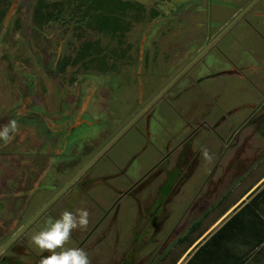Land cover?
Segmentation results:
<instances>
[{
  "label": "rangeland",
  "instance_id": "374dc122",
  "mask_svg": "<svg viewBox=\"0 0 264 264\" xmlns=\"http://www.w3.org/2000/svg\"><path fill=\"white\" fill-rule=\"evenodd\" d=\"M116 1L120 7L114 11L115 24L106 26L99 22L101 17L98 12L101 9L92 8L96 3L89 6L88 0H41L39 6L36 5L37 0H0V126L11 120L18 122V131L13 139L8 144L0 140V187H3L2 182L7 181L6 174L8 176L11 173L10 179H13L23 167L24 159L18 154L21 150L30 152L29 160L33 159L31 155L35 151L41 150L37 153V165L32 164V169V165H28L29 174L40 170L44 172L50 166L52 157L49 155L51 152L56 154L55 144L60 148L63 145L59 137L61 131H55L58 124H62L61 121L65 124L70 120L76 125L83 120L70 133L74 141V154L83 153L87 146L91 147L96 141L106 139L121 119L125 120L166 78L170 79L177 73L181 58L190 48L188 45L194 44L195 49L200 43L198 41L203 39L202 35L212 32L211 40L221 30L170 88L155 97L148 108L149 115L142 113L130 121L122 132L97 153L92 162L91 168L113 174L116 169L109 158L115 159V164L122 166L123 187L127 186L162 156L165 141L169 138L176 141L183 136L179 132L181 116L184 117V109L189 104L187 101L194 100L199 94L185 98L178 90L197 82L196 88L208 91L206 93L213 100L216 110L211 104L205 103L204 93H200V99L195 101V110L200 107L211 108L215 110L211 119L223 114L224 121L215 128L209 127L208 131L204 129L206 127L200 128L193 145L199 144L200 149L206 147L214 157H219L214 164H208L203 160L200 150L194 171L177 188L171 201L166 203L170 212L164 222L150 227V232L158 230L147 244V247H153L150 250L154 251L149 257L151 259L148 260L145 251H140L131 263L151 264L161 254L159 250L170 246L164 260L158 262L169 264L173 256L178 258L181 255L183 247L182 243L172 242L200 215L201 208L204 210L209 207L227 192L221 203L203 217L198 229L210 222L224 204L242 193L264 171V134L251 131L250 141L246 139V143L240 144L238 141L230 142L227 152L219 155L216 153L217 148L225 146L216 141L214 134L221 130L224 132L230 123L239 122L251 111L242 105L247 102L254 105L264 98L263 93L256 89L263 86L259 77L264 74V67L260 65V60L264 62V0H204L205 5L192 4L198 6L196 13L202 14L198 27L195 25L198 17L193 15L194 11L189 6L178 10L183 0ZM127 1L141 3L138 19H134L136 17L129 14L127 8L122 10L128 7L125 5ZM196 30L200 31L201 37L199 32L196 34ZM127 45L129 49H126ZM85 48L95 49L103 55L107 53L101 59L103 70L101 66L96 67L93 60L88 70H82L81 62L88 58L82 55ZM154 54L165 61L164 66L161 62L146 66V60L150 56L154 59ZM98 57L95 54L91 59ZM95 61L98 63V60ZM245 65L247 68L243 70V77L216 73L231 66L241 68ZM139 94L141 100L138 101ZM235 106L236 110H231ZM145 121L150 137L143 142L146 135L142 131ZM61 135H64L63 131ZM205 135L207 138L204 142L200 141ZM7 151L9 154H6ZM42 156L48 164L40 166ZM29 160L27 163H31ZM212 168L215 170L209 172ZM216 177L220 181L215 180ZM107 180L110 181L108 184H113L119 178L112 176ZM157 181L155 179L153 185L140 192L139 199L146 194L147 189L154 191ZM212 183L218 185L214 191L207 189ZM200 184L202 186L198 188ZM98 185L103 207H107L115 200L116 191L102 180ZM63 193L65 195L67 189ZM158 200H153L150 209H159L162 200ZM57 201L32 221L29 232L34 227L38 232L47 227V214L53 207L55 211L50 217L59 218L63 209L75 212L79 208H86L91 223L99 214L94 202L84 200L83 196L71 205L66 206L64 203L63 207L61 203L67 202L66 197ZM194 201H197L198 208H191ZM120 203L122 207L117 211V221L111 222L112 227L105 233L103 245L107 249L103 254H106V264L120 262V254L132 241L134 228L145 225L144 221L139 222L137 219V204L134 200L123 196ZM139 213L142 215L141 209ZM113 230L117 235L115 239ZM73 242L71 237L68 245L71 246ZM125 253H130V249ZM88 256L96 262L102 260L97 248L88 252Z\"/></svg>",
  "mask_w": 264,
  "mask_h": 264
},
{
  "label": "flooded vegetation",
  "instance_id": "af4514ba",
  "mask_svg": "<svg viewBox=\"0 0 264 264\" xmlns=\"http://www.w3.org/2000/svg\"><path fill=\"white\" fill-rule=\"evenodd\" d=\"M202 1L204 0H183L180 3L181 7L178 8V10H182L181 8H186L189 6L191 10L194 11L193 15L198 17V19L195 20L196 27H198L200 23L202 14L196 13L198 6L196 7L194 5H200V3L205 5L206 1ZM192 4L194 5L192 6ZM220 31L214 35L212 39H214L220 33ZM198 32L200 33L199 30H196V34H198ZM202 36L203 39L201 38V40L198 41L201 44L198 43L195 49H193L194 44L188 45L190 48L189 50H186V54L183 55V58H181L182 60L178 68L179 70L177 69V73L175 72L176 74L170 78L172 80L161 91H165L166 89L170 88V85L174 82V80L186 68H188L193 63V60L197 57V55H199L201 51L208 47L212 42V39L210 40L212 32ZM202 43H204V45H202ZM158 62H161L162 66L165 65V61H161L159 56H155L154 54V59H152L151 56L148 57L146 60V66L149 63ZM260 62V65L264 67V62L261 60ZM166 64H169V62H166ZM89 65L87 67H89ZM99 66H101L103 70L102 65ZM246 68L247 65L241 68L237 66H231L230 69L218 70L216 73L221 75L226 73L232 77H243L245 76L243 70ZM99 70L101 71V69ZM259 78L261 79L263 86L260 85L256 87V89L259 90L260 93H263L264 97V74ZM168 79L169 78H166V80L161 83V85H159L149 97L143 100L142 103L138 104L137 108L132 113H130L125 120L121 119L118 124L115 125L117 128L106 139H103L102 141H96L91 147L87 146L86 150H83V153L80 151V153L74 154V148L72 146L74 141H72L70 136V133L74 127L82 123L83 120L81 119L82 121L78 122L76 125H74V122L70 120H67L65 124H63L64 122L61 121L62 124H58V126L55 128V131H61V133L62 131L64 132V135H61V133L59 135V137L62 138L63 145L60 148L58 144H55L56 154H53V152H51L52 150L47 151L51 152L49 155L52 157L51 164L45 168L44 172L40 170L42 174L40 172L29 174L27 171L30 169L27 168L28 165L29 167L32 164L37 165L39 160L37 153L41 152V150L35 151L33 155L30 154L33 156L34 163L33 159L29 160L28 158V154L30 152L28 153L25 150L23 152L22 150L21 152H18L19 157L24 159L22 160L23 167H21L16 176H13V179H10V176L12 175L11 173H8V176L6 174L5 179L7 178V181L2 182L3 187H0V264H39V261L44 256L50 255L48 252H42L32 242V236L38 232L35 227L31 230V232L28 231V229H30L32 226V221L36 219V217L41 214L48 206L56 203V200L59 202L63 200L64 197H66L67 202L61 203L63 207L64 203H66V206H68V204L71 205L81 196H83L84 200L94 202V204L98 207L99 214L95 216L96 218H94L91 223L88 224L87 229L74 230L72 233L74 242L71 246L66 245V247L83 248L87 253L97 248L99 254L104 257L106 254L103 253L107 249V247L103 245L105 233L109 231V228L112 227L110 225L111 222L117 221V211L120 207H122L120 198L126 196L131 198V201L134 200L136 202L137 219L139 222L141 220L144 221L145 225L142 227L137 225V228H134L132 241H130V245L128 244L129 246L127 245V248L125 249V252L127 249H130V253H121L120 262L116 264H131L134 258L140 254V251H145V254L148 256V260L151 259L149 257L150 255L154 254V251L152 252L150 250H153V247L149 248L147 247V244L152 241L154 234L158 230L156 231L154 229L152 232H150V227L153 226L152 224H162L164 222L167 214L170 212L169 208L165 206L166 203L171 201L172 195L177 192V188L182 184V182H184L192 174L198 163V155L201 149L199 144L196 146L193 145V139L200 128L206 127L204 129L208 131L209 127L215 128L216 126L220 125L224 121L222 116L223 114L218 116L216 115V117L211 119L212 112L216 110L214 108L215 105L212 102L213 100H211L208 93H206L208 92L206 89L196 88L195 85L197 82H192L189 85L183 87L181 90H178L179 94H184L185 98L199 94L196 95L194 100L187 101L189 104L184 109V117L181 116L182 123L179 125V132L183 136L176 141H173L172 138H169L168 141H165L162 156L148 165L144 174L140 176L138 175L135 179H132L127 186L123 187L121 176L122 166H117L115 164V159L109 158V162L113 164L116 169L113 174L91 167L97 153L106 147L120 132H122V130L128 125L130 121H134L136 118L140 117L142 113L145 114V116L149 115L148 108H150L155 97L160 95L161 91L156 96L155 94L170 80ZM182 90L184 92H181ZM139 92L141 94V89H139ZM200 93H204L203 100H205V103L211 104L215 110H212L211 108L204 109L203 107H200L199 110H195V101L200 99ZM140 94L138 95V101L141 100ZM216 96L217 93L215 94V97ZM242 106L247 108L248 111L251 109V111L239 122L230 123L224 132L221 130L214 133L216 141L224 144L225 146L222 149L217 148L216 153L218 155L220 153L224 154L227 152L226 148L230 142L238 141L240 144L246 143V139L250 141L249 139L252 136L250 134L251 131L258 133L259 135L261 133L264 134V98L254 105L247 102ZM236 108L237 106L233 107L231 110L235 111ZM142 131L146 134L144 135L145 138H143V142H146V140L149 139L147 137H150L148 136L150 133L148 132L149 130L146 121L145 128H143ZM115 132L116 134L114 135ZM56 137H58V134H56ZM205 138H207L206 135L200 141L204 142ZM154 146H156V144H154ZM234 151L235 148L231 151L232 155ZM6 154H9V151H7ZM218 157L219 156L215 157V160H217ZM229 158L230 156L228 159ZM258 158L260 160V157ZM28 160L31 163H27ZM129 161H131V159ZM42 164H48L43 156L41 157V163L39 165L41 166ZM17 165H19V161L17 162ZM249 167L250 166H248V169ZM32 168L33 165L31 166V169ZM224 169H226V167ZM214 170L215 169L212 168L209 172ZM112 176L119 178V181H115L113 184H108L110 181L107 179ZM155 179H158L155 190L153 191V189H150V192L149 189H147L146 194L140 198L142 201H140L138 194L142 192L147 186L149 187L150 185H153L152 182ZM216 179H218L217 181H220V178L216 177L215 180ZM100 180L104 181L110 189H114L117 194L115 200L107 207H103V199L99 193L98 184ZM27 182L29 183L27 184ZM201 186L202 184H200L198 188ZM217 187L218 185L212 183V185H210V187L207 189H213L214 191L217 189ZM64 189H67V193L65 195L63 193ZM159 198L162 200L160 202L159 209H150V206H153V200L155 201ZM145 200L147 201L146 203H144ZM204 200L206 201V198H204ZM140 203L142 206H140ZM196 206L197 208L199 207L197 205V201H194L191 205V208L195 209ZM209 207H206L205 209H208ZM139 209L142 210V215H140ZM205 209L203 210V208H201L199 214L201 215ZM54 211L55 207H53L48 212L47 217L49 220L51 219L54 221L55 219H58V217H50ZM64 211L65 210L63 209L59 216H61ZM200 215H198L196 218H198ZM113 232L115 239L117 235L115 230H113ZM144 237H146L145 241L143 240ZM165 248L166 247L162 248L159 250V252L163 253L166 250ZM103 249L105 250L102 252ZM111 249H115V247H112ZM102 256L101 262H96L94 258H89L91 264H106L107 259L106 257L102 258ZM145 264L148 263L146 262Z\"/></svg>",
  "mask_w": 264,
  "mask_h": 264
},
{
  "label": "crops",
  "instance_id": "0c3cea01",
  "mask_svg": "<svg viewBox=\"0 0 264 264\" xmlns=\"http://www.w3.org/2000/svg\"><path fill=\"white\" fill-rule=\"evenodd\" d=\"M223 206L169 264H264V171Z\"/></svg>",
  "mask_w": 264,
  "mask_h": 264
},
{
  "label": "clouds",
  "instance_id": "9594fccd",
  "mask_svg": "<svg viewBox=\"0 0 264 264\" xmlns=\"http://www.w3.org/2000/svg\"><path fill=\"white\" fill-rule=\"evenodd\" d=\"M18 131V122L9 121L0 126V140L8 144ZM201 155L205 162L214 164L215 157L203 147ZM90 213L86 208H79L75 212L65 210L58 219L49 220L47 227L32 236V242L44 256L39 264H91L88 253L83 248L66 247L69 244L74 230H85L89 224Z\"/></svg>",
  "mask_w": 264,
  "mask_h": 264
},
{
  "label": "trees",
  "instance_id": "16d2710c",
  "mask_svg": "<svg viewBox=\"0 0 264 264\" xmlns=\"http://www.w3.org/2000/svg\"><path fill=\"white\" fill-rule=\"evenodd\" d=\"M41 3H42L41 0H37V4L36 5L39 6V5H41ZM93 3H96V5L94 4V6L92 7L91 5ZM88 5L91 6L92 8L97 9V10L98 9H101V11L98 12V16L101 17L100 20H99V22L102 25H106V26L112 25L113 26V24H115V19H114L115 18V14H114V11L117 10L120 7L118 1H116V0H88ZM125 5H127L128 7H123L122 10H125L127 8L129 10V14L132 13L133 17H136L134 19H138L137 17H139V15H140L139 12L142 9L141 3L140 2H134V1H127ZM130 9H131V12H130ZM110 17H112V18L109 19ZM103 19H106V22H103ZM116 23H117V20H116ZM122 33H123V31H122ZM127 48L129 49V45L126 46V49ZM94 50L95 49H91V50H88L86 48L84 49L82 55H84V56L87 55L88 58L83 59V61L81 62V67H83L82 68L83 71H85L86 68L88 70V67L87 66L91 63L92 60H93V62H94V64H95L96 67L99 66L100 64H102V60L101 59L104 58L103 53H100L99 54V52L94 51ZM126 52H127V50H126ZM120 53H123V51H121ZM95 54L99 55L98 59H91V56H94ZM95 60H98V63ZM226 194H227V192L226 193L224 192L223 194H221V196L216 200V202H214L213 204H211L208 209H206L205 211H203L202 214L198 218L194 219L187 226V228L184 231V233H182L180 236H178L172 242V244L182 243L183 244L182 249L186 248L187 245L194 239V237H196L199 233H201V231H202V229H203L204 226L201 227V228H199V229H198V227H199V224L202 221V218L210 210H212L218 204H220L221 201L226 196ZM193 231H195L194 234H193ZM167 249L163 253H161V255H159L157 257V259L153 263H151V264H158V262L161 261V259H163L168 254V251H170V246H168ZM174 259H175V257L171 259V262H173Z\"/></svg>",
  "mask_w": 264,
  "mask_h": 264
},
{
  "label": "water",
  "instance_id": "95a60500",
  "mask_svg": "<svg viewBox=\"0 0 264 264\" xmlns=\"http://www.w3.org/2000/svg\"><path fill=\"white\" fill-rule=\"evenodd\" d=\"M171 80H172V79H170V80H169V81H168V82H167V83H166V84H165V85H164V86H163V87H162V88H161V89L155 94V96H156V95H157V94H158V93H159V92H160V91H161V90H162V89H163V88H164V87H165V86L171 81ZM132 118H133V117H132ZM132 118H131V119H132ZM131 119H130V120H131Z\"/></svg>",
  "mask_w": 264,
  "mask_h": 264
}]
</instances>
